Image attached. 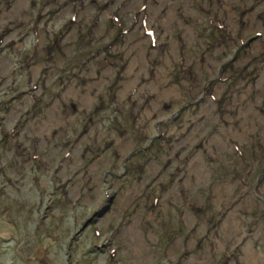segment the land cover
<instances>
[{
  "label": "rangeland",
  "instance_id": "rangeland-1",
  "mask_svg": "<svg viewBox=\"0 0 264 264\" xmlns=\"http://www.w3.org/2000/svg\"><path fill=\"white\" fill-rule=\"evenodd\" d=\"M0 264H264V0H0Z\"/></svg>",
  "mask_w": 264,
  "mask_h": 264
},
{
  "label": "flooded vegetation",
  "instance_id": "flooded-vegetation-1",
  "mask_svg": "<svg viewBox=\"0 0 264 264\" xmlns=\"http://www.w3.org/2000/svg\"><path fill=\"white\" fill-rule=\"evenodd\" d=\"M184 107H185V106H184ZM186 110H187V108H183L182 111H180V113L183 114ZM159 139H160L159 137H157V138L155 137V138L152 140V142L154 143V141L159 140Z\"/></svg>",
  "mask_w": 264,
  "mask_h": 264
},
{
  "label": "water",
  "instance_id": "water-1",
  "mask_svg": "<svg viewBox=\"0 0 264 264\" xmlns=\"http://www.w3.org/2000/svg\"><path fill=\"white\" fill-rule=\"evenodd\" d=\"M186 106V105H185Z\"/></svg>",
  "mask_w": 264,
  "mask_h": 264
}]
</instances>
